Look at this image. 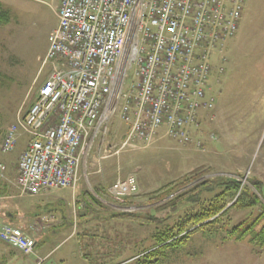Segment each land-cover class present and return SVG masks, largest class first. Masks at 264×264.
Listing matches in <instances>:
<instances>
[{"label":"rangeland","instance_id":"374dc122","mask_svg":"<svg viewBox=\"0 0 264 264\" xmlns=\"http://www.w3.org/2000/svg\"><path fill=\"white\" fill-rule=\"evenodd\" d=\"M61 3L62 0H0V11L8 14L0 18L1 164L2 157L17 155L28 139L21 138L11 153L3 152L6 133L27 115L50 76L51 70L43 67V60L49 49V37L59 23ZM213 62L211 83L216 102L198 133L202 149L180 144L161 132L151 146L115 155L128 131L116 114L96 137L93 147L87 149L78 193L67 189L48 198L20 199L22 207L39 209L42 220L47 221L48 214L55 215L58 221L70 219L71 224L60 229L61 236L49 235L45 246L40 243L41 251H53L57 260L66 256L68 264H135L155 246L158 233L183 224L212 201L227 204L228 209L242 190L250 188L261 204L248 208L233 206L226 218H219L220 226L228 224L225 228L224 225L200 231V226L190 222L191 238L179 250L168 252L161 264H264V248L227 238L229 229L238 224L247 228L262 215L264 208V0H245L238 33L223 54H215ZM132 80L133 72H130L125 91L131 87ZM105 129L109 133L102 144ZM198 168L212 169L209 175L195 182H213L211 192L202 194L201 203L172 210L161 208L172 197L155 203L147 198L148 194ZM129 177L136 178L139 194L124 202L97 197L105 207L99 211L88 207L85 193L79 197L80 191L94 194L98 187L107 189L110 196V188L119 179ZM230 179L240 182V191L221 186ZM253 182L262 183V193L254 188ZM119 214L158 221L140 224L116 217ZM30 237L37 241V236Z\"/></svg>","mask_w":264,"mask_h":264},{"label":"built area","instance_id":"2783aa9c","mask_svg":"<svg viewBox=\"0 0 264 264\" xmlns=\"http://www.w3.org/2000/svg\"><path fill=\"white\" fill-rule=\"evenodd\" d=\"M245 0H62L43 67L49 78L35 103L6 133L3 152L29 138L17 185L22 196L75 192L87 149L119 114L128 131L116 150H141L164 137L203 148L198 133L212 113L213 57L239 31ZM133 72L131 87L125 82ZM109 130H104L102 144ZM7 167L0 163V182ZM135 177L110 197L137 195ZM0 242L33 254L37 241L0 224ZM40 261L39 264H43Z\"/></svg>","mask_w":264,"mask_h":264},{"label":"trees","instance_id":"16d2710c","mask_svg":"<svg viewBox=\"0 0 264 264\" xmlns=\"http://www.w3.org/2000/svg\"><path fill=\"white\" fill-rule=\"evenodd\" d=\"M7 15L8 14L6 12L0 11L1 19L5 18ZM211 170V168L195 169L187 173L182 178L175 180L148 194L147 198H149L150 202L155 203L172 197L171 199L167 200V202L161 207L162 209L171 208L172 210H176L180 206L185 204H199L202 202V194L204 192H211L210 187L213 185V182L211 180H204L198 184H196L195 182H198L199 179H202L203 177L209 175L212 172ZM192 183H195L196 185L182 191L183 188L189 186ZM2 185L3 183L0 185V197L5 195ZM222 185L224 187H227L228 190L232 189L235 192H238L241 189L240 182L234 179L227 180L225 183H222L221 186ZM252 185L258 192L262 193V183L253 182ZM106 190L104 187H98L95 189L94 194L87 191L84 194V198L88 207L94 208L95 210L99 211L104 210V205L97 197H99L100 199L112 201V198L109 196ZM95 193L97 196L95 195ZM128 198H133V196ZM259 204H261V202L258 195L254 193L250 188L242 190L236 203H234L228 209L226 206L227 204L222 205L219 201H214V203L212 201V203H210L208 207L203 209L201 213L189 217V219L183 224H178L176 228H166V230L158 233V235L155 236V246L145 252V254L139 260H137L135 264H161L162 258L165 256L167 258L168 252L177 251L181 247L185 246L188 240L191 238L190 232L188 233V227L191 226L190 222H194V226H200V231H206L207 229L212 228L219 229L220 227H223L225 225L223 224L220 226L221 219L219 218H226L233 206L240 205V207L242 208H248L256 207ZM219 214L221 215L219 216ZM116 217L120 219L134 220L139 222L140 224H152L158 221L157 219L152 217H143L134 214H119V216ZM227 225H225L224 228ZM227 235V238L234 239L235 241L249 243L256 248H264V208L262 215L247 228H243V224H238L234 228L229 229L227 231Z\"/></svg>","mask_w":264,"mask_h":264},{"label":"crops","instance_id":"0c3cea01","mask_svg":"<svg viewBox=\"0 0 264 264\" xmlns=\"http://www.w3.org/2000/svg\"><path fill=\"white\" fill-rule=\"evenodd\" d=\"M23 137L27 136H22V138ZM27 146L28 139H26V143L23 145V148L17 155L2 157V161H4L3 163H5L7 167V172L3 180L4 182L2 181V187L5 195L0 197V224L14 226L15 228L22 230L28 236H37V247L33 254L27 255L5 243L0 242V264H39V262L42 260L44 261L43 264H68V257L63 256L57 260L56 258H53V251H41L42 249L39 248V245L40 243H43L45 246V239L49 235L54 237L61 236L60 229L67 224H71L69 223L70 219L64 218L63 221H58L55 215L48 214V220L45 221L42 220L41 216H43V213L39 212V209L26 208L19 204V201H21L20 199L26 197L21 195L17 185V179L19 176L17 162L22 152L26 150ZM78 188L75 191L76 193H78ZM87 191H80L79 197L82 193H86ZM52 195L38 198H48ZM79 256L81 257V254H79Z\"/></svg>","mask_w":264,"mask_h":264}]
</instances>
